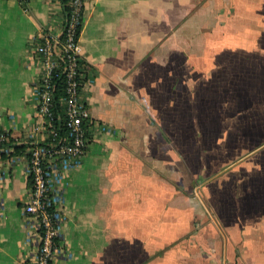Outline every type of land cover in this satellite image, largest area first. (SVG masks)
I'll return each mask as SVG.
<instances>
[{"label":"crops","instance_id":"0c3cea01","mask_svg":"<svg viewBox=\"0 0 264 264\" xmlns=\"http://www.w3.org/2000/svg\"><path fill=\"white\" fill-rule=\"evenodd\" d=\"M55 0H0V131L34 125L28 42ZM96 131L67 176L58 264H264V0H91ZM24 168L0 160V264H35Z\"/></svg>","mask_w":264,"mask_h":264},{"label":"built area","instance_id":"2783aa9c","mask_svg":"<svg viewBox=\"0 0 264 264\" xmlns=\"http://www.w3.org/2000/svg\"><path fill=\"white\" fill-rule=\"evenodd\" d=\"M55 1L59 18L28 42L38 69L31 91L34 125L15 143L0 131V160L24 168L26 241L35 249V264L70 258L61 242L66 179L82 166L96 131H108L92 117L84 97L95 82L80 43L84 9L91 0Z\"/></svg>","mask_w":264,"mask_h":264},{"label":"trees","instance_id":"16d2710c","mask_svg":"<svg viewBox=\"0 0 264 264\" xmlns=\"http://www.w3.org/2000/svg\"><path fill=\"white\" fill-rule=\"evenodd\" d=\"M15 150L17 151L18 149L15 148Z\"/></svg>","mask_w":264,"mask_h":264}]
</instances>
